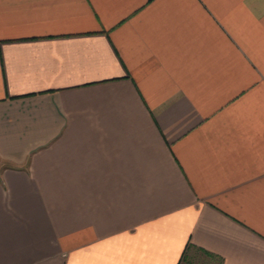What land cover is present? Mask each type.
Masks as SVG:
<instances>
[{"label": "crops", "instance_id": "crops-1", "mask_svg": "<svg viewBox=\"0 0 264 264\" xmlns=\"http://www.w3.org/2000/svg\"><path fill=\"white\" fill-rule=\"evenodd\" d=\"M194 250L264 264V0H0V264Z\"/></svg>", "mask_w": 264, "mask_h": 264}, {"label": "rangeland", "instance_id": "rangeland-1", "mask_svg": "<svg viewBox=\"0 0 264 264\" xmlns=\"http://www.w3.org/2000/svg\"><path fill=\"white\" fill-rule=\"evenodd\" d=\"M191 244L189 243L188 247L185 249V252L188 251ZM181 264H217L212 261L208 256L202 253L200 250H194L191 253L188 252L183 258Z\"/></svg>", "mask_w": 264, "mask_h": 264}]
</instances>
